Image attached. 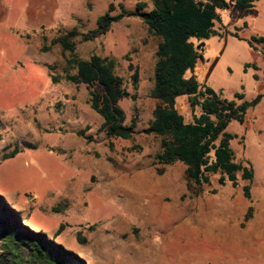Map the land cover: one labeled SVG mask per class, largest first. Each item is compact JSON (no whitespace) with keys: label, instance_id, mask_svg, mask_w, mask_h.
I'll use <instances>...</instances> for the list:
<instances>
[{"label":"rangeland","instance_id":"374dc122","mask_svg":"<svg viewBox=\"0 0 264 264\" xmlns=\"http://www.w3.org/2000/svg\"><path fill=\"white\" fill-rule=\"evenodd\" d=\"M235 1L215 26L224 37L204 41L193 74L222 98L243 92L252 100L264 90V44L251 48L231 34L264 35V0L245 18ZM138 2L153 9V0H0V195L24 225L86 264H264V98L244 124L233 120L226 130L237 136L235 160L251 163L253 181L239 172L236 187L222 186L213 174L197 186L182 163L159 164L161 138L143 130L157 105L160 38L126 16L83 39L100 16L121 6L134 12ZM71 32L73 50H64L59 40ZM93 55L117 62L129 93L119 105L127 124L136 121L130 139L107 137L90 89L70 79L74 60ZM246 63L258 70L244 72ZM177 107L186 122L200 114L185 95Z\"/></svg>","mask_w":264,"mask_h":264},{"label":"trees","instance_id":"16d2710c","mask_svg":"<svg viewBox=\"0 0 264 264\" xmlns=\"http://www.w3.org/2000/svg\"><path fill=\"white\" fill-rule=\"evenodd\" d=\"M256 0H236L235 8L243 16L257 15ZM146 4L138 2L136 10L130 12L121 6V12H107L97 19V29L83 35L90 40L105 34L112 24L126 16H137L147 25L149 32L160 38L156 51L154 87L152 96L157 100L153 119L143 133L161 138L155 159L159 164L172 165L180 162L186 166L189 179L197 186L210 184L211 175L220 174L218 183L227 182L236 187L238 173L243 180L253 181L254 169L235 160L231 140L236 135L228 133L227 127L233 120L245 123L246 114L264 98V90L252 100L243 92L234 94V99L222 98L209 86H204L193 74L197 63L203 59L204 41L213 36L223 38L215 30L221 22L220 11L230 8L228 0H153V9L145 10ZM246 26V25H245ZM71 32L59 40L64 50H73ZM231 36L247 41L251 48L264 44V37L246 40L237 33ZM77 74L71 80L85 84L90 89L91 107L104 120L101 130L109 138L130 139L136 121L126 123V116L119 105L129 97L124 81L116 74L117 62L113 58L93 55L88 60H74ZM249 68L258 70L255 63ZM191 73V74H190ZM138 83V74L134 76ZM256 78V77H255ZM187 96L194 111L192 122H186L177 107V99ZM135 98V97H133ZM84 134V131L79 133ZM245 198L251 197V187H243ZM0 264H86L62 244L49 239L43 232L34 231L24 225V219L0 195Z\"/></svg>","mask_w":264,"mask_h":264},{"label":"crops","instance_id":"0c3cea01","mask_svg":"<svg viewBox=\"0 0 264 264\" xmlns=\"http://www.w3.org/2000/svg\"><path fill=\"white\" fill-rule=\"evenodd\" d=\"M247 16H253V15H247ZM247 16H243L242 18H245V17H247ZM245 27H247V22H245ZM253 37H264V35H262V36H253ZM251 39V38H250ZM247 64V63H246ZM251 64V63H250ZM253 64V63H252ZM249 69H251V71H257V70H255V69H253V68H249ZM249 69L247 70V71H249ZM255 77V76H254ZM237 93V92H236Z\"/></svg>","mask_w":264,"mask_h":264}]
</instances>
